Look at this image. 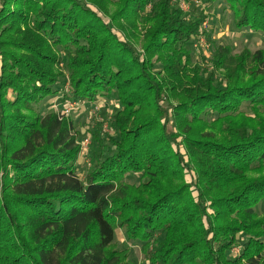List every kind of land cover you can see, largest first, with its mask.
Returning <instances> with one entry per match:
<instances>
[{"label":"trees","instance_id":"trees-1","mask_svg":"<svg viewBox=\"0 0 264 264\" xmlns=\"http://www.w3.org/2000/svg\"><path fill=\"white\" fill-rule=\"evenodd\" d=\"M171 1L0 0V264H131L120 229L148 264H264V49L193 64L208 14ZM222 1L264 33V0ZM63 69L69 101L120 104L82 177L72 119L36 108Z\"/></svg>","mask_w":264,"mask_h":264},{"label":"rangeland","instance_id":"rangeland-1","mask_svg":"<svg viewBox=\"0 0 264 264\" xmlns=\"http://www.w3.org/2000/svg\"><path fill=\"white\" fill-rule=\"evenodd\" d=\"M174 6H180L181 10L187 15L189 13L197 14L202 11L208 14L206 29H201L206 34L203 35L204 44L200 45L199 42H193L188 44L187 48L190 52L191 62L197 66L204 68H210L209 59L214 46L220 42L228 44L233 53L239 52L243 47H248L251 50L258 48L264 49V33L255 32L248 28H236L233 24L232 13L225 7L222 0H215L213 3H207L206 0H172ZM91 6V5H89ZM150 7V5H149ZM91 8L94 9L93 6ZM1 63V62H0ZM159 65H157L158 67ZM63 77L59 79L57 86L55 88L58 91L54 96L45 98L40 103L36 105L37 110L43 115L44 113L55 110L62 112L66 109V104L69 102L70 98H66L64 95V81L68 75L67 70L63 69ZM120 107L119 101L114 95H106L104 97H99L97 100L92 102H85L79 106V108H74L69 118L72 119L75 130L79 132L78 141L85 137H89L91 142L87 148L80 152L76 161V173L78 176L82 177L86 168L90 164V156L92 150L96 147V143L92 142L91 132L97 127H101L102 131L108 132L110 130V121L113 112H115ZM244 110L245 107H243ZM216 114L208 115V118H214ZM188 177V176H187ZM127 180L133 183H138L140 180L139 174H130ZM255 210L258 214L264 212V199H262ZM156 238H161V232L155 233ZM245 238H241L238 241L239 245H235L228 256L232 257V253L238 252L240 245L245 241ZM114 241L116 242L119 249H126L129 251L128 259L131 264H148L140 252L141 241H130L127 239L124 229L116 231L114 235ZM232 252V253H231Z\"/></svg>","mask_w":264,"mask_h":264},{"label":"built area","instance_id":"built-area-1","mask_svg":"<svg viewBox=\"0 0 264 264\" xmlns=\"http://www.w3.org/2000/svg\"><path fill=\"white\" fill-rule=\"evenodd\" d=\"M207 27V21H204L202 23V28L203 29H206ZM197 42H199L200 45H203L204 44V39H203V36H199V38L197 39ZM196 43V42H195ZM66 90H67V86H66ZM66 109L62 112H60L62 115H65V116H69L71 111L76 107V108H79L80 104L77 103V102H73V101H69L66 105ZM78 143L80 144V148H81V151L85 150L87 148V146L89 145L90 143V138L89 137H85L83 138L82 140L78 141Z\"/></svg>","mask_w":264,"mask_h":264}]
</instances>
